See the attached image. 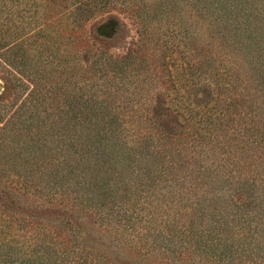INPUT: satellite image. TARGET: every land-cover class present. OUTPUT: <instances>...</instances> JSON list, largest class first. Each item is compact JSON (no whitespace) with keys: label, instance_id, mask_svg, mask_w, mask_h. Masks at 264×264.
Returning <instances> with one entry per match:
<instances>
[{"label":"rangeland","instance_id":"obj_1","mask_svg":"<svg viewBox=\"0 0 264 264\" xmlns=\"http://www.w3.org/2000/svg\"><path fill=\"white\" fill-rule=\"evenodd\" d=\"M134 1L135 10L116 2L77 32L73 66H81L70 93L56 90L66 101L61 113L84 124L92 112L152 116L128 121L131 139L111 142L118 152L109 156L103 184L88 176L93 202L80 197L55 212L66 228L86 212L84 233L71 227V249L84 245L74 255L88 256L86 248L103 238L121 256L111 264H264V0ZM43 3L19 0L5 12L10 21L0 20V33L13 40L14 32L37 31L43 21L33 24L32 16H41ZM15 49L0 42V105L9 103L8 112L21 96L7 71L31 61ZM92 53L107 57V70ZM167 110H177L184 127L169 135L160 125ZM112 124L117 139L121 122ZM120 160L124 171L115 175ZM25 172L0 168V176Z\"/></svg>","mask_w":264,"mask_h":264},{"label":"trees","instance_id":"obj_2","mask_svg":"<svg viewBox=\"0 0 264 264\" xmlns=\"http://www.w3.org/2000/svg\"><path fill=\"white\" fill-rule=\"evenodd\" d=\"M43 1L49 4H42L41 16H32L33 24L43 21L37 31L14 32L13 40L12 34L0 33V42L15 44L20 56L31 58L30 62L14 68L15 73L7 71L12 77L15 95L21 96L19 103L10 112L9 103L0 105V160L3 157L0 168H24L26 171L0 176V264H111L112 257L121 256L110 254L114 247L110 242L104 243L103 238L86 248L88 256L74 255L75 251H83L84 245L71 249L75 243L71 239V227L84 233L81 226L85 219L88 220L85 211L77 215L78 219H71L78 223L71 221L69 228L61 226L55 212L66 211L65 204L72 206L69 200L77 202L80 197L93 202L95 191L88 176L99 177L96 185H102L105 172L111 170L109 156L118 152L112 143L131 139L124 133L125 124L133 123L135 118L139 122L150 120L152 116L117 113L114 118L115 114L105 115L99 108L102 113L85 115L84 120L89 119V123L84 124L80 115L72 117L67 112L61 113L59 109L66 101L64 98L57 100L56 90L60 88L61 94L70 93L74 84L71 75L81 66H73L80 60L76 53L77 32L96 18L99 11L115 7L116 2L123 5L122 9L132 11L138 7V2L75 0L61 5ZM162 1L166 0L157 2ZM18 3L19 0H0V20L10 21L5 12L16 11ZM60 6L66 12L54 16V10ZM24 19V14L17 15L21 25ZM91 57L95 65L103 67L100 70L108 69V64L102 62L107 57L97 53H92ZM135 85H138L137 80L132 84ZM160 115L165 135H169L175 125L184 128L178 123L182 115L177 110H167ZM118 121L122 132L113 139L118 134L114 133L112 123ZM100 123L102 127H98ZM145 134L143 137L134 134L133 140L144 138ZM117 169L115 175L124 171L122 160ZM99 217L101 221L106 220ZM225 248V244L219 245L220 251L224 252ZM145 260L150 261L147 257Z\"/></svg>","mask_w":264,"mask_h":264}]
</instances>
